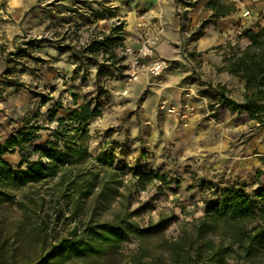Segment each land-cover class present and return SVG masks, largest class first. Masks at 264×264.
<instances>
[{
    "label": "rangeland",
    "instance_id": "rangeland-1",
    "mask_svg": "<svg viewBox=\"0 0 264 264\" xmlns=\"http://www.w3.org/2000/svg\"><path fill=\"white\" fill-rule=\"evenodd\" d=\"M202 1L174 0L184 29L180 54L167 60L157 52L154 29L165 19L159 5L154 11L148 0H37L21 18L9 12L12 0H0V146L9 147L1 159L17 169L22 159L13 142L25 137L27 155L54 140L57 119L65 120L62 127L75 128L67 115L80 106L93 115L83 124L88 157L65 172L82 183L99 171V183L103 172L93 159L103 152L113 158L112 170L106 168L113 177L102 179L109 183L107 201L98 206L92 198L77 204V194L71 193L68 206L60 207L65 186L58 178L11 193L9 202L0 204V264L35 262L74 228L90 220L109 222L117 214L133 215L131 221L141 227L173 218L143 245L149 264H169L162 243L175 239L183 223L200 218L206 203L217 201L219 189L236 184L249 194L264 189V176L256 177L259 170L230 165L257 153L264 142V116L251 120L245 112L218 106L213 91L224 81L216 72L223 55L246 44L244 30L216 35L219 43L196 50L194 43L212 25L189 42L197 29L186 26V8ZM253 1L227 3L251 6ZM117 27L120 32L112 37L120 40L106 54L88 49L91 40ZM153 41V57L144 62L164 60L166 68L158 76L143 71L129 83L130 58ZM230 94L236 100V93ZM138 245L128 238L98 264H133Z\"/></svg>",
    "mask_w": 264,
    "mask_h": 264
},
{
    "label": "trees",
    "instance_id": "trees-1",
    "mask_svg": "<svg viewBox=\"0 0 264 264\" xmlns=\"http://www.w3.org/2000/svg\"><path fill=\"white\" fill-rule=\"evenodd\" d=\"M227 1H206L204 7L210 15L190 34L189 42L203 37L207 25H214L236 12V4ZM179 17L182 32L184 16ZM260 20L264 22V14ZM111 32L110 35L101 34L99 40H91L88 49L92 53L106 54L120 40V37H112L120 32V27L112 28ZM242 37L246 44L242 48H231L223 55L222 65L216 68L217 73H225L240 82L242 102L229 99V91L220 85L213 91L218 106L233 112H245L252 120L258 115L264 116V23L258 21L253 29L244 30ZM92 117L86 106L70 111L67 120L76 127H62L65 120L57 119L59 128L54 140L32 147L27 155H24L25 137L15 140L12 146L17 147L22 159L17 169L1 159L9 147L0 146V204L9 202L11 193L25 186L46 183L55 178L59 179V185L65 186L62 192L65 201L60 204L62 208L68 206L71 193L77 194V204L89 198L93 199L94 206L107 201L105 192L110 190L109 183L102 179L113 177L106 170H112L111 154L103 152L93 159L103 172L99 183H96L99 171L82 183L78 176L65 172L88 157L83 124ZM32 155L36 156L35 160L29 159ZM261 163L264 164V158ZM23 166L25 169L20 170ZM260 176H264V172L257 171L256 177ZM97 188L99 191L94 197ZM217 193V201L206 203L200 218L183 223L175 239L162 243L169 264H264V189L249 194L244 186L236 184L223 187ZM132 216L117 214L112 221L103 223L90 220L74 228L67 238L61 239L38 260L28 264H98L107 260L112 252L120 250L128 238L135 239L139 244L132 263L149 264L144 242L162 234L174 219L161 217L156 223L141 227L131 221ZM155 259L160 260V257Z\"/></svg>",
    "mask_w": 264,
    "mask_h": 264
},
{
    "label": "crops",
    "instance_id": "crops-1",
    "mask_svg": "<svg viewBox=\"0 0 264 264\" xmlns=\"http://www.w3.org/2000/svg\"><path fill=\"white\" fill-rule=\"evenodd\" d=\"M37 0H12V7H9L13 11V15L16 18H21L22 15L28 10L29 7L34 5ZM199 0H195V3ZM207 0L198 3L197 6L187 7L188 22L186 26L188 28L195 30L201 24V21L208 18L210 12L205 9V3ZM164 6L160 7L159 0H148V3H153L154 7L157 5L159 10L153 8L154 11H159L161 15L164 16L165 21L159 25V27L154 28L157 33L158 45L157 52L164 59H172L178 57L180 54L181 48V31H180V19L177 14L176 5L174 0H163ZM251 6H244L243 3H240L239 6H236V12L220 19L217 23L212 25L207 31L208 34L205 38L198 40L194 43L196 50L200 51L211 44H217L219 41L216 39V35H223L224 37L236 30H248L253 29L258 23V15L261 11H264V0H254L249 2ZM11 14V13H10ZM9 16H13L12 14ZM4 18V17H3ZM135 20V19H134ZM135 22V21H133ZM160 36V37H158ZM224 81L221 83V86H224L232 95L236 93L237 102H242V93L243 88L240 82L233 77L228 76L225 73L221 74ZM143 81V80H142ZM141 81V82H142ZM144 83V81H143ZM256 154L247 157V159H238L235 158L233 162L230 163L233 169L240 170V168H245L247 164L250 165L251 170H259L264 172V164L259 162V158H264V142L259 144L256 149Z\"/></svg>",
    "mask_w": 264,
    "mask_h": 264
},
{
    "label": "built area",
    "instance_id": "built-area-1",
    "mask_svg": "<svg viewBox=\"0 0 264 264\" xmlns=\"http://www.w3.org/2000/svg\"><path fill=\"white\" fill-rule=\"evenodd\" d=\"M155 41L151 42L150 45L142 46L138 52L132 56L129 60L127 75L128 82L132 83L137 81L141 72L145 71L150 76H158L166 68V62L164 60L155 59L151 62H144L146 58L153 57V48ZM126 50V53H129Z\"/></svg>",
    "mask_w": 264,
    "mask_h": 264
}]
</instances>
